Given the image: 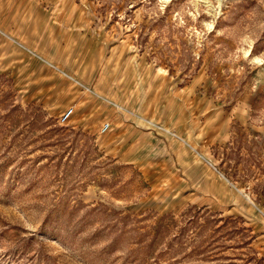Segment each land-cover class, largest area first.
<instances>
[{"label": "rangeland", "instance_id": "1", "mask_svg": "<svg viewBox=\"0 0 264 264\" xmlns=\"http://www.w3.org/2000/svg\"><path fill=\"white\" fill-rule=\"evenodd\" d=\"M0 30L30 53L0 264H264V0H0Z\"/></svg>", "mask_w": 264, "mask_h": 264}, {"label": "crops", "instance_id": "2", "mask_svg": "<svg viewBox=\"0 0 264 264\" xmlns=\"http://www.w3.org/2000/svg\"><path fill=\"white\" fill-rule=\"evenodd\" d=\"M0 31L9 38L10 35L3 32L2 30H0ZM10 37H12V36H10ZM12 38H14V37H12ZM26 40H29V37H24V41L26 42L25 44L29 46V43ZM24 41H22L21 39L14 38V40L12 39V40H9V41L2 43V46H3L2 48H4L5 51L3 53L1 52V55H0V68H1V70H9L10 68L13 67L14 71H16L17 69H20L19 66H25L26 65V63L29 61L27 54L29 55L30 53H29V51L22 49L20 47V45H23L20 42H24ZM31 53H34V52L31 51ZM43 62L47 63L49 65L51 63L47 59H43ZM54 68L55 69L57 68L59 71H61L64 67L62 68L61 66H55ZM78 68H79L78 66H72V65L68 69H66V67H65V69L67 70L68 73L78 74L80 79L87 80L85 77H83L82 73H80ZM13 69H11V70H13ZM86 69H88V64H85L83 71H87ZM64 74L69 79H72L73 81L77 82L76 79L72 75H69L66 73H64ZM83 87H84V85H83Z\"/></svg>", "mask_w": 264, "mask_h": 264}, {"label": "built area", "instance_id": "3", "mask_svg": "<svg viewBox=\"0 0 264 264\" xmlns=\"http://www.w3.org/2000/svg\"><path fill=\"white\" fill-rule=\"evenodd\" d=\"M71 114V108H68L64 111V113H62V115L60 116V122H65L69 116ZM109 124L105 123L102 127V131H105L108 128Z\"/></svg>", "mask_w": 264, "mask_h": 264}, {"label": "bare ground", "instance_id": "4", "mask_svg": "<svg viewBox=\"0 0 264 264\" xmlns=\"http://www.w3.org/2000/svg\"><path fill=\"white\" fill-rule=\"evenodd\" d=\"M69 108H71V114L70 115H72L73 114V107L72 106H70Z\"/></svg>", "mask_w": 264, "mask_h": 264}]
</instances>
